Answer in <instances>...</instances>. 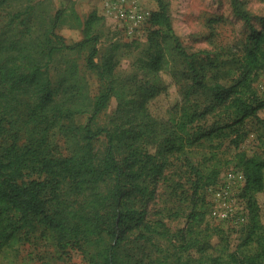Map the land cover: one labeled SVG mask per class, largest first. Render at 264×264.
<instances>
[{
    "label": "trees",
    "instance_id": "16d2710c",
    "mask_svg": "<svg viewBox=\"0 0 264 264\" xmlns=\"http://www.w3.org/2000/svg\"><path fill=\"white\" fill-rule=\"evenodd\" d=\"M157 2L129 71L119 68L135 42L114 41L101 53L95 10L75 16L83 38L73 43L56 31L62 9L39 33L32 3L0 20V249L18 244L19 230L37 220L61 252L77 249L86 264H264L256 199L264 188V98L255 86L264 19L257 28L231 0L248 24L245 37L225 50L189 52ZM86 71L99 82L93 95ZM170 84L176 97L154 115L150 100ZM113 98L116 109L102 123ZM249 120L259 128L252 152L240 148ZM101 136L103 148L94 143ZM230 165L244 175L248 209L234 244L208 218V189ZM166 218L184 225L172 229Z\"/></svg>",
    "mask_w": 264,
    "mask_h": 264
},
{
    "label": "rangeland",
    "instance_id": "374dc122",
    "mask_svg": "<svg viewBox=\"0 0 264 264\" xmlns=\"http://www.w3.org/2000/svg\"><path fill=\"white\" fill-rule=\"evenodd\" d=\"M106 0H8L0 6V20L9 12L23 9L25 5L32 3L35 19L34 27L37 33L43 30V24L47 23L58 9L63 10V18L56 28V31L65 37L67 43H73L83 38V28L78 24L75 16L83 21L87 15L95 10L102 15L97 23L96 30L100 35L98 46L100 52H106L110 43L114 41H134L131 52L121 59L119 70L129 71L130 63L137 56L138 51L146 42L149 24H146L152 11L158 8L157 0H122V2L111 4L108 9L105 6ZM171 16L172 26L175 34L189 52L198 50H225L238 39L245 37L249 32L248 24L235 15L231 6V0H163ZM242 6L252 16L254 26L261 27L264 19V0H239ZM221 17V20L209 25L211 17ZM127 31H130L128 34ZM80 65H83L82 57L79 58ZM86 78L89 81L91 95L96 93L99 82L96 75L86 71ZM165 81L169 84V78L164 75ZM177 95L176 86L167 85L164 92L159 93L150 100V111L154 115H165L168 105ZM117 106V100L113 98L108 107L100 113L99 121L106 122ZM259 116L264 119V108L259 110ZM83 118H81L82 120ZM212 120L207 118V122ZM248 134L241 142L240 148L252 152L257 148L258 125L249 120L247 122ZM60 148H65L63 139L56 138ZM95 146L103 148L106 140L103 136L95 140ZM234 148L231 149L233 151ZM63 151H65L63 149ZM232 165L225 167L216 184L208 189V197L212 207L219 209L220 213L228 212V216L215 217L212 213L208 218L213 222L220 223L228 228L230 242L238 241L240 231L238 230L248 216L246 200L241 196L244 181L228 180L230 185L228 195L223 201L215 197V189L220 187L227 179V173ZM238 172L241 170L233 168ZM256 199L260 209L261 221L264 224V188L256 193ZM159 200L153 205L158 206ZM154 207V206H152ZM212 211V210H211ZM167 224L176 229L184 225V219H165ZM32 230H27L29 225L19 230L22 237L18 244L12 248L0 249V264H86L81 253L77 249H69L67 253L60 251L55 240L48 236V231L39 221H33Z\"/></svg>",
    "mask_w": 264,
    "mask_h": 264
},
{
    "label": "built area",
    "instance_id": "2783aa9c",
    "mask_svg": "<svg viewBox=\"0 0 264 264\" xmlns=\"http://www.w3.org/2000/svg\"><path fill=\"white\" fill-rule=\"evenodd\" d=\"M115 1L113 0H106L105 1V6L109 9L111 4H113ZM118 2H122V0H116L115 3H118ZM149 18H147V21H146V24L150 26V23H149ZM128 34L130 33V31H127ZM255 86L256 88L258 89L260 95L262 96V98H264V70L260 72L259 76L257 77L256 81H255ZM231 179V180H238V181H244V184H245V178H244V175L241 172H238L236 171L235 169L231 168V170L227 173V179L226 181H224V183L215 189V197L217 198L218 201H223V198L226 197L228 195V190H229V187L230 185L228 184V180ZM244 186V185H243ZM211 213H212V216H215V217H223V216H228V212H224V213H220L219 209L216 208V207H213V209H211ZM210 213V214H211Z\"/></svg>",
    "mask_w": 264,
    "mask_h": 264
}]
</instances>
